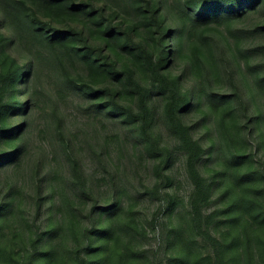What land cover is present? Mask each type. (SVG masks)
<instances>
[{"label":"rangeland","instance_id":"rangeland-1","mask_svg":"<svg viewBox=\"0 0 264 264\" xmlns=\"http://www.w3.org/2000/svg\"><path fill=\"white\" fill-rule=\"evenodd\" d=\"M263 26L264 10L220 26L230 38L239 29L249 33L252 46L240 44L231 81L222 74L199 84L202 99L184 118L205 146L216 122L218 154L206 153L200 165L213 187L198 213L186 152L149 74L144 81L157 106L150 138L134 117L137 98L127 82L121 95L106 87L85 95L41 58L24 153L14 163L0 161V264H264ZM250 49L262 59L249 60L244 80L239 64ZM182 78L192 94L190 77ZM116 103H135L134 114ZM9 146L0 145V156Z\"/></svg>","mask_w":264,"mask_h":264},{"label":"trees","instance_id":"trees-1","mask_svg":"<svg viewBox=\"0 0 264 264\" xmlns=\"http://www.w3.org/2000/svg\"><path fill=\"white\" fill-rule=\"evenodd\" d=\"M261 10L264 0H0V145L10 143L0 161L11 164L24 153L41 58L54 61L63 80L85 95L103 93L104 87L121 95L127 82L137 98L134 117L150 138L157 106L144 81L143 74H149L156 93L165 98V120L186 152L191 207L198 213L197 204L213 187L204 182L200 165L206 153L218 154L216 122L207 128L205 146L184 118L202 99L199 84H211L222 74L231 81L240 44L252 46L249 33L239 29L231 39L220 26ZM258 29L264 36V26ZM259 53L250 49L244 66L239 64L244 80L251 77L249 60L262 59ZM182 73L194 84L192 94L181 86ZM133 105L115 107L131 116ZM68 155L72 158L71 150Z\"/></svg>","mask_w":264,"mask_h":264}]
</instances>
